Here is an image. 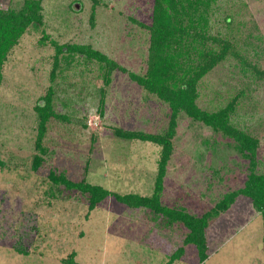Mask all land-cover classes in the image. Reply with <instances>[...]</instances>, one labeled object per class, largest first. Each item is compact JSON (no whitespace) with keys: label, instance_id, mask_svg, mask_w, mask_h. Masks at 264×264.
I'll return each instance as SVG.
<instances>
[{"label":"rangeland","instance_id":"rangeland-1","mask_svg":"<svg viewBox=\"0 0 264 264\" xmlns=\"http://www.w3.org/2000/svg\"><path fill=\"white\" fill-rule=\"evenodd\" d=\"M25 1L0 0V6L20 9ZM154 5L45 0L43 23L10 53L0 84V264H67L73 255L78 264H169L181 249L173 264H264L263 215L247 197L211 220L202 262L183 225L114 196L91 210L87 195L50 180L55 172L121 196H153L162 147L115 131L164 135L172 121L169 103L119 71L106 83L104 65L59 49L90 46L144 74L150 33L143 26L152 25ZM211 26L240 56L201 80L198 105L216 111L233 104V126L259 146L247 158L226 133L178 115L161 204L198 217L242 190L253 173L264 174V0H217ZM50 91L58 117L46 123L39 147L37 107ZM35 156L42 159L38 171Z\"/></svg>","mask_w":264,"mask_h":264},{"label":"trees","instance_id":"trees-1","mask_svg":"<svg viewBox=\"0 0 264 264\" xmlns=\"http://www.w3.org/2000/svg\"><path fill=\"white\" fill-rule=\"evenodd\" d=\"M44 1L26 0L20 9L0 6V84L4 77V66L12 50L31 27L38 29L43 23ZM216 1L155 0L152 25L143 26L150 33L147 71L144 74L130 72L115 60L90 46L65 45L59 49V55L80 54L104 65L106 83H110L112 74L119 71L127 74L134 83L149 93L169 103L172 109V121L164 135L120 129L115 131L121 139L153 142L162 147L153 196L150 198L136 195L121 196L85 181L73 182L64 174L58 175L53 172L49 176L53 183L63 185L65 190L87 195L91 210L97 208L108 197L114 196L120 203L132 208H147L167 217L170 222L183 225L188 230L186 242L197 248L202 262L208 259L206 231L209 223L221 213L228 211L239 196L251 199L254 209L262 214L264 219V174L250 175L242 190L227 197L217 208L202 217L191 215L184 209L166 208L161 204L167 167L173 152L172 139L176 134L177 117L181 112L216 132L226 133L230 139L238 143V150L247 158L254 159L259 146L258 140L251 139L233 126V104L216 111H206L201 109L197 102L201 80L230 57L240 56L230 39L223 37L220 33L217 35L211 33V16ZM231 20L232 18L228 17L225 23L229 25ZM52 97L53 92L50 91L43 104L37 107L40 116V132L37 141L39 147H41L46 123L51 117H58L53 110ZM33 162V170L38 171L42 165V159L35 156ZM0 166H5V163L0 161ZM182 254H184L183 249L173 254L169 264L182 259ZM74 256L67 264H78L74 261Z\"/></svg>","mask_w":264,"mask_h":264}]
</instances>
